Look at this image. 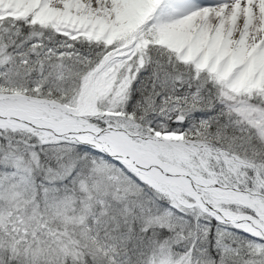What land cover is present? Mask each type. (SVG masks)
Here are the masks:
<instances>
[{
	"label": "snow or ice",
	"instance_id": "1",
	"mask_svg": "<svg viewBox=\"0 0 264 264\" xmlns=\"http://www.w3.org/2000/svg\"><path fill=\"white\" fill-rule=\"evenodd\" d=\"M0 264H264V0H0Z\"/></svg>",
	"mask_w": 264,
	"mask_h": 264
}]
</instances>
